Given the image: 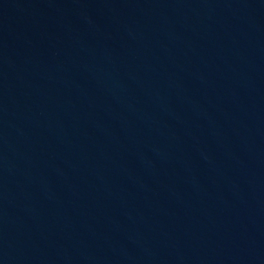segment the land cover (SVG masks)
<instances>
[{
    "label": "water",
    "instance_id": "95a60500",
    "mask_svg": "<svg viewBox=\"0 0 264 264\" xmlns=\"http://www.w3.org/2000/svg\"><path fill=\"white\" fill-rule=\"evenodd\" d=\"M0 264H264V0H0Z\"/></svg>",
    "mask_w": 264,
    "mask_h": 264
}]
</instances>
